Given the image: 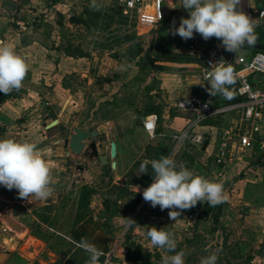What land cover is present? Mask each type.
<instances>
[{
    "label": "crops",
    "instance_id": "0c3cea01",
    "mask_svg": "<svg viewBox=\"0 0 264 264\" xmlns=\"http://www.w3.org/2000/svg\"><path fill=\"white\" fill-rule=\"evenodd\" d=\"M72 3L80 7L82 0L54 2L49 6L47 14L40 19L38 15L43 8L40 5L41 0H0V41L14 47L21 56L27 57L29 66L23 87L19 91L8 95L0 93V139L35 143L52 171L55 189L47 199L26 201L18 198L15 189L8 190L0 185V202H6L5 207L0 206V235L5 236L0 240V252L7 253L0 264H87L88 253L77 247L82 238L101 251L99 259L114 252L115 260L122 264H161L156 260L158 256L154 254L149 261L131 256L126 234L122 241V233L117 226V223L124 221L123 216L115 213L109 224L104 221V211L113 212V204L108 201L104 202L105 208L102 207L103 189L97 177L99 175L102 180L104 174L101 176L100 171L98 173L100 168L96 161L86 160L83 171L75 167V162L82 159L80 155L69 154V147L64 144L65 132L73 127L98 131L101 154H110L111 140L116 141V169L112 167L111 158L107 165L103 164L102 169L112 173L113 182L109 188L117 187L118 196L125 193L124 197H118V206L122 205L121 203L131 206L128 204L131 199H135V187L143 190L152 183L150 165L148 173L139 174L143 161L159 159L161 156H175L182 149L194 157L195 166L202 167L201 170L208 175L206 178L221 183L227 194L231 186L244 183L243 187L255 191L257 205L250 207L254 202H244L246 214L239 221L238 232L240 248L245 255L244 264H264V151L259 146L239 149L235 142L230 141L231 158L221 166L215 163V155L221 146L225 130L240 120L242 110L233 111L214 123L205 120L196 127V132L204 136L201 145L188 140L189 148L185 144L187 140L179 142L176 138L180 131L196 118L194 111L181 107V101L185 97L200 96L213 107L242 100V97L230 89L231 98L219 94L213 97L206 91L209 85L202 77L201 65L208 42H215L230 58L239 55L250 57L256 52V45L245 47L235 54L226 51L221 41L216 38L205 41L196 33L193 39L185 41L178 35L173 36L170 31L173 25L179 27L180 19L188 18L189 13L184 9H167L165 18H170L173 24L165 27L163 19L159 22L163 26L158 35L155 33L158 23L154 24L137 14L139 22L136 28L139 33L153 31L156 39L168 36L174 39L175 58L168 60L170 62L158 63L163 66L151 65L152 68L149 69L121 67L115 71L120 74L118 77L104 80L103 73L101 75L96 70L93 71V63L90 62L86 68V63L82 61L86 58L84 54L74 56L68 51L61 53L60 50H55V46L34 50L24 48V45L30 47L29 45L37 43L32 35L36 31L32 29V21L40 22L39 30L54 32L57 27L54 22L56 10H70ZM239 7L256 22L257 13L264 9V0H241ZM256 25L255 31L259 37L256 44L264 43V24L259 25L256 22ZM51 36L55 37L52 33ZM192 44L196 45L195 50L191 49ZM183 45H186L188 50H184ZM190 56H193V59ZM194 58L198 61L195 62ZM171 63L178 64L179 69L170 67ZM255 80L264 85V78L256 76ZM202 84L204 86H201ZM91 86L94 87L92 91ZM151 114L158 115L154 136L150 135L144 126L145 120ZM54 120L58 122L48 127ZM220 169L224 178L218 177ZM137 194L142 195V191ZM73 200L76 205L73 222L71 225L68 222L67 233L60 232L56 227L61 219L71 220L69 207L74 203ZM231 205L227 200L220 223ZM145 211L150 221H167L169 230H174L183 238L181 243H185L188 238L193 240L195 236H200L199 240L196 239L200 241L198 247L196 245L190 249L194 260L198 262L199 253L203 252L202 242H207V226L216 225V206H211L207 201L198 202L195 207L183 211L180 220L176 222L169 219V210L161 211L159 206L153 208L148 203ZM5 212L10 213L22 226V230L14 231L8 226L1 217ZM48 232L52 236L60 233L68 240L70 248L65 250L67 255L58 256L57 259L41 258L39 252L47 246L42 236ZM22 239H26V244L31 239L37 240L41 246L39 249L31 247L22 250ZM147 250L150 254L155 253V247H148ZM157 250L165 253L159 248ZM209 253V250L206 251V254Z\"/></svg>",
    "mask_w": 264,
    "mask_h": 264
},
{
    "label": "rangeland",
    "instance_id": "374dc122",
    "mask_svg": "<svg viewBox=\"0 0 264 264\" xmlns=\"http://www.w3.org/2000/svg\"><path fill=\"white\" fill-rule=\"evenodd\" d=\"M58 1L59 0H56L55 2ZM91 3L92 0H82V5L80 7L76 3H72L70 10L63 12V9H57L54 17V22H56L57 27L54 32H51L55 37H52L51 33L39 30V27H41L39 21H32L31 23H34L32 29L36 30H33L34 34L32 35L37 43L35 45L31 43L32 45H29L30 47H25L24 45V48H32L34 50L39 47L46 49L55 46V50H60L61 53L63 51H69L74 56L84 54L86 58L82 61L86 63V68H88L90 62L93 63L95 65L93 71L96 70L97 73H103L104 80H107L109 77H118L120 74L115 71L121 67L124 69H149L152 68L151 65L163 66V64L158 63L175 58L176 42L173 38L168 36L156 39L153 31L146 33L138 32L136 25L139 19L136 11L126 9L121 5L119 0H96V4L99 6L97 9L91 8ZM117 4H119V6H117ZM40 5L43 8L38 18L41 19V17L47 14L49 6H51L52 3L48 0H41ZM163 34L164 33H162V35ZM183 46L184 50H188L186 45ZM194 61H198L197 58H194ZM169 66L179 69V65L175 63H171ZM92 90H94V87L91 86V91ZM46 100L51 101L50 99ZM183 130L184 128L180 132ZM187 142H185V144L189 147L190 142ZM192 151H194V149H192ZM173 157L177 165L182 163L189 170L193 171L194 174L201 176L206 175V173L201 170L202 167L195 166L196 160L189 152L185 153L182 149ZM114 169H116V167H114ZM99 171L100 170H98V173ZM103 174L102 180H100L101 178L99 175L97 177L103 189L102 207L105 208V201L113 204V212L104 211V221L109 224L111 221L110 219L116 215L115 213L124 218L130 217L136 221V224L127 228L124 226L125 221L117 223L119 231L122 233V241L126 234L127 239H129L128 246L130 250H132L131 254L134 257L141 260L145 258L146 253H148L147 248L153 247L146 237V231L151 227H156L157 229L165 228L166 231L174 234L177 242L176 252L183 251L185 253V264L186 262L187 264H200L201 258L208 256V254H206L208 250L210 252L209 255L213 252L217 253V264H244L245 255L242 251L243 249L240 248L241 244L238 238L240 228L239 221L242 219V216L246 214L245 200L254 203L257 202V200H255L257 197L255 191L243 187L244 183H240L235 187L231 186L230 189L227 188L229 191L228 201L232 203V207L226 212L222 223H217L216 225L210 224L207 226L209 230L208 237L206 238L207 242H202L203 252L200 251L197 262V260H194V254L190 252V249L196 245L198 247L200 244L198 238H201L200 236H195L193 240L188 238V240H185L186 244L181 243L183 238L180 237V234H176L174 230H169L170 226L167 224V221H150L147 218L145 209L148 203L146 202L140 209L143 196L138 195L137 192H133L135 199H131L130 204H128L131 206H127L125 203H121L122 205L118 206V197H124L125 193L118 196L116 193L117 187L109 188L113 182L112 173L104 171ZM207 176L208 175L204 177L206 178ZM140 190L143 191L142 189ZM254 203L250 204V207L257 205ZM75 210L76 205L74 201L72 206L69 207V217L71 215V220L62 221L61 219L56 227L57 230L66 232L69 223L71 225L73 222L72 218ZM2 237L5 236L0 235V240H2ZM42 237L44 238V240L42 239L44 244L47 246L39 252L41 258L49 257L57 259L58 256L61 257L68 254L65 250H68L70 245L68 244V240L60 233L52 236L48 232ZM25 240L26 239H22L20 241L22 250H28L31 247L39 249V246H41V243L37 240L31 239L28 244L25 243ZM185 246L187 250H185ZM52 249H60L61 251L54 252ZM159 253L161 252L155 247V253L151 252V255L154 254L158 256L156 260L161 261L165 253H161V257H159ZM168 254L173 255L175 253Z\"/></svg>",
    "mask_w": 264,
    "mask_h": 264
},
{
    "label": "clouds",
    "instance_id": "9594fccd",
    "mask_svg": "<svg viewBox=\"0 0 264 264\" xmlns=\"http://www.w3.org/2000/svg\"><path fill=\"white\" fill-rule=\"evenodd\" d=\"M179 3L189 15L180 19L179 27L173 25L171 35H178L185 41L193 39L196 33L205 41L216 38L226 51L235 54L256 45L259 38L255 31L257 25L254 19L240 10L241 0H179ZM90 7H99L96 0H92ZM209 64L211 70L205 76L209 85L206 91L213 97L219 94L231 98L229 89L236 82L234 68L223 58ZM28 71L27 57L0 41V93L8 95L19 91ZM149 165L153 181L143 189V199L153 208L159 206L161 211L169 210L171 221L180 220L182 212L195 207L198 202L207 201L215 207L229 199L221 183L194 174L182 163L177 165L171 156L143 161L139 174L148 173ZM0 185L8 190L15 189L18 198L26 201L47 199L55 191L52 171L42 151L35 143L13 139H0ZM124 221L125 228L136 224L130 217ZM146 237L151 246L165 252L161 264H185V253L176 252L177 242L173 233L165 228L151 227L146 231ZM77 247L88 253L87 264H98L102 253L94 244L82 238ZM217 260V253L213 252L202 257L200 264H217Z\"/></svg>",
    "mask_w": 264,
    "mask_h": 264
},
{
    "label": "built area",
    "instance_id": "2783aa9c",
    "mask_svg": "<svg viewBox=\"0 0 264 264\" xmlns=\"http://www.w3.org/2000/svg\"><path fill=\"white\" fill-rule=\"evenodd\" d=\"M48 1L52 2V0ZM119 1L126 9L136 11L139 16L147 18L154 24L161 22L165 18L167 9H183L180 7L179 0ZM257 16L256 22L259 25L264 24V9L260 10ZM195 48L196 45L192 44L191 49L195 50ZM221 58L230 63L234 68L236 82L231 86L230 90L242 97V100L213 107L200 96L191 95L185 97L181 101V107L194 111L196 118L176 136L179 142L190 140L196 145H201L204 136L196 132V127L200 126L207 119L224 118L233 111L242 110L240 120L230 125L222 137L221 146L215 155V163L219 166L225 164L232 156L229 153L230 141L235 142L239 149L259 146L264 151V85L255 80L256 76L264 78V50H258L250 57L239 55L230 58L225 55L215 42L209 41L205 47L204 59L201 65V74L204 80H206V74L211 70L209 62L215 63ZM157 121L158 115L151 114L144 122L146 131L152 136L156 134ZM218 177L224 178L221 169L218 172ZM145 203L143 199L140 209ZM115 257V253L110 252L103 259H99L98 264H122L120 261L115 260Z\"/></svg>",
    "mask_w": 264,
    "mask_h": 264
},
{
    "label": "water",
    "instance_id": "95a60500",
    "mask_svg": "<svg viewBox=\"0 0 264 264\" xmlns=\"http://www.w3.org/2000/svg\"><path fill=\"white\" fill-rule=\"evenodd\" d=\"M162 23H158L155 27V33L158 35L159 31L162 28ZM256 48L259 50H264V44L258 43L256 44ZM256 78V77H255ZM68 101L65 103L64 108L66 107V104ZM58 122V120H54L51 122L48 127H51L55 125ZM67 139H66V144L69 147V154L73 153L75 155H80L84 152V150H87V148L93 150V153L91 157H97L99 158L104 165L108 164L109 158H111L112 161V167H116V155H117V144L115 140H111L110 143V154L104 153L101 154L98 152V146L95 141H90V137H96L98 135V131L94 130L91 133L80 128V127H73L72 129H67ZM207 144H205L206 146ZM0 206L5 207L6 202H0ZM5 221L7 222L8 226L14 230V231H20L22 230V226L15 221L9 212L3 213L1 216ZM12 233V231L10 230ZM7 253L6 252H0V261H4Z\"/></svg>",
    "mask_w": 264,
    "mask_h": 264
},
{
    "label": "flooded vegetation",
    "instance_id": "af4514ba",
    "mask_svg": "<svg viewBox=\"0 0 264 264\" xmlns=\"http://www.w3.org/2000/svg\"><path fill=\"white\" fill-rule=\"evenodd\" d=\"M95 129H93V130H91V131H88V132H92V131H94ZM65 142H64V144H65V146H67V144H66V139H67V133L65 132ZM99 133H98V135L96 136V137H90V139H89V142L90 141H95L96 142V144H97V146H98V152L100 153V150H99V147L101 146V144H99V142H98V139H99ZM19 141H21V140H19ZM68 147V146H67ZM92 153H93V150H91V149H89V148H87V150H84V152L82 153V154H80V157H81V159L82 160H80V161H76L75 162V167L76 168H78L79 170H84L85 169V167H84V165L86 164V160L87 161H96V162H98V164H99V170H100V175L102 176L103 175V169H102V167H103V163H102V161L99 159V158H97V157H91V155H92ZM85 159V160H84ZM106 171H108V170H106ZM109 172V171H108ZM79 179L81 180L82 179V177H79Z\"/></svg>",
    "mask_w": 264,
    "mask_h": 264
},
{
    "label": "trees",
    "instance_id": "16d2710c",
    "mask_svg": "<svg viewBox=\"0 0 264 264\" xmlns=\"http://www.w3.org/2000/svg\"><path fill=\"white\" fill-rule=\"evenodd\" d=\"M54 2H55V0H52L51 3H54ZM163 23H164V26H165V27H168V26H170L171 24H173V23H171L170 18H168V19L164 18ZM261 26H263V25H261ZM262 44H264V43H262ZM255 51H258V49H255ZM68 53H71V52L68 51ZM219 119H221V118H210V119H207L205 122H208V123H209V122H212V123H214V122H216V121L219 120ZM219 121H220V120H219ZM225 204H226V202H224V203H222V204L216 206V207H217V213H216V215H215V221H214L215 224L220 223V222H219V221H220V216L222 215L223 208H224ZM128 240H129V239H127V243H128ZM129 252H130V254H131V252H132V250H130V247H129ZM131 256H133V255L131 254ZM150 256H151V254H150L149 252L146 253L145 258H143V260H147V261H149ZM133 257H134V256H133ZM135 258H137V257H135ZM138 259H139V258H138ZM140 260H141V259H140ZM159 262H161V261H159Z\"/></svg>",
    "mask_w": 264,
    "mask_h": 264
}]
</instances>
